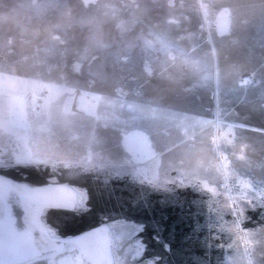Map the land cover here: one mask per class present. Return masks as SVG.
<instances>
[{"label": "rangeland", "instance_id": "rangeland-1", "mask_svg": "<svg viewBox=\"0 0 264 264\" xmlns=\"http://www.w3.org/2000/svg\"><path fill=\"white\" fill-rule=\"evenodd\" d=\"M0 178L64 186L70 210L25 205L23 225H116L123 264H156L142 224L66 236L48 213L86 210L94 183L191 187L225 264H264V0H0Z\"/></svg>", "mask_w": 264, "mask_h": 264}, {"label": "trees", "instance_id": "trees-1", "mask_svg": "<svg viewBox=\"0 0 264 264\" xmlns=\"http://www.w3.org/2000/svg\"><path fill=\"white\" fill-rule=\"evenodd\" d=\"M22 169L12 175L20 178L19 175L26 174ZM37 177V174H26L22 180L39 179ZM116 185L111 189L100 183L86 185L89 194L86 210L53 209L48 213L49 220L63 225L62 233L67 236L90 230L108 220L126 218L143 225L141 239L146 245L145 255L156 264H225V251L220 248L215 231L208 229V218L193 210L192 202L202 197L201 193L191 187L183 191L175 188L163 191L149 186L144 190L136 186L129 192V189L121 190L122 184Z\"/></svg>", "mask_w": 264, "mask_h": 264}, {"label": "bare ground", "instance_id": "bare-ground-1", "mask_svg": "<svg viewBox=\"0 0 264 264\" xmlns=\"http://www.w3.org/2000/svg\"><path fill=\"white\" fill-rule=\"evenodd\" d=\"M32 191V192H31ZM30 192L21 193L20 190L5 179L0 178V229L1 227L5 230H9L11 235L15 234L17 238H20L27 247V238L34 236L38 241H41L43 235H47L44 230L41 233L40 229H33L23 225V221L28 219L30 210L25 209V205H29L32 208L36 207L37 204L47 206H56L57 208L66 209L71 206L72 200L69 191L64 189V186L54 188L48 186H42L31 188ZM20 195V196H19ZM25 210V212H24ZM120 226V225H119ZM42 228V226L40 225ZM116 225L108 224L106 226H99L90 232L83 235L70 237V238H53L48 237L49 241H86L90 242L91 248L88 253L83 255L82 264H123L119 256H122L125 249L124 247H117V239L120 237ZM30 229V232H29ZM123 230V229H122ZM33 234V235H32ZM111 237V238H110ZM34 244H38L37 241H33ZM45 238V237H44ZM26 240V242L24 241ZM110 240L112 244L110 245ZM132 242V241H131ZM128 242L127 246L131 243ZM39 246V245H38ZM46 255V254H45ZM45 255L37 257L34 264H50L49 260L45 258ZM68 253H59L56 256L57 262L64 259ZM73 256L80 255L79 250L72 253ZM4 264H10V257L4 255L2 257Z\"/></svg>", "mask_w": 264, "mask_h": 264}, {"label": "snow or ice", "instance_id": "snow-or-ice-1", "mask_svg": "<svg viewBox=\"0 0 264 264\" xmlns=\"http://www.w3.org/2000/svg\"><path fill=\"white\" fill-rule=\"evenodd\" d=\"M247 241L244 246H248ZM27 247L20 238L15 234L10 236L6 241L0 239V264H4L2 257L6 254L10 257V264H34L37 257L45 255L50 264H82V257L90 251L91 244L86 241H77L75 239L68 241H49L42 240L40 246L37 247L31 241V237L27 238ZM79 250L80 255L73 256L72 253ZM67 252L68 255L64 259L57 262L56 256L59 253Z\"/></svg>", "mask_w": 264, "mask_h": 264}, {"label": "flooded vegetation", "instance_id": "flooded-vegetation-1", "mask_svg": "<svg viewBox=\"0 0 264 264\" xmlns=\"http://www.w3.org/2000/svg\"><path fill=\"white\" fill-rule=\"evenodd\" d=\"M60 174V173H59ZM59 174H57V175H59ZM14 179V180H16V182L17 183H20V182H26V184H27V182L30 184H32V183H34V184H37V185H39V186H41V185H44L46 182H47V180H45V179H36V180H32V179H30V180H22V179H20V178H17V177H15V176H13V175H11V177H10V179ZM58 179V178H57ZM13 180V181H14ZM18 180V181H17ZM12 181V182H13ZM60 182H62V184L64 183V184H67L68 186L70 185V184H68V182L67 181H63L62 179H61V181ZM46 185V184H45ZM58 185V184H57ZM71 186V185H70ZM41 188V187H40ZM52 209H56L55 207L54 208H52ZM58 209H61V208H58ZM62 210H70V209H62ZM46 218H49V215H47V217ZM56 228H57V230L58 231H60L61 233L63 232V230H64V228H63V225H57L56 226ZM41 231H43V230H41ZM48 231V230H47ZM48 233V232H47ZM47 237V236H46ZM49 237H52V236H49Z\"/></svg>", "mask_w": 264, "mask_h": 264}, {"label": "built area", "instance_id": "built-area-1", "mask_svg": "<svg viewBox=\"0 0 264 264\" xmlns=\"http://www.w3.org/2000/svg\"><path fill=\"white\" fill-rule=\"evenodd\" d=\"M44 97H45V93H42L41 98H40V100H39L40 103H43V101H44V99H45Z\"/></svg>", "mask_w": 264, "mask_h": 264}, {"label": "water", "instance_id": "water-1", "mask_svg": "<svg viewBox=\"0 0 264 264\" xmlns=\"http://www.w3.org/2000/svg\"><path fill=\"white\" fill-rule=\"evenodd\" d=\"M60 238H67V237H60Z\"/></svg>", "mask_w": 264, "mask_h": 264}]
</instances>
